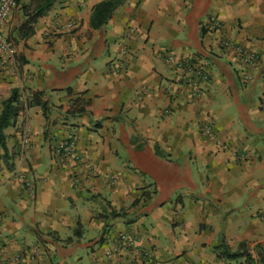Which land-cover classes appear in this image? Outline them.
Instances as JSON below:
<instances>
[{"label": "crops", "instance_id": "1", "mask_svg": "<svg viewBox=\"0 0 264 264\" xmlns=\"http://www.w3.org/2000/svg\"><path fill=\"white\" fill-rule=\"evenodd\" d=\"M29 1L4 27L21 66L0 52V114L13 89L49 108L5 129L0 264H246L216 247H264V0H127L99 29L101 0H58L21 39ZM64 137L81 159L53 155ZM124 232L139 252L117 248Z\"/></svg>", "mask_w": 264, "mask_h": 264}, {"label": "trees", "instance_id": "2", "mask_svg": "<svg viewBox=\"0 0 264 264\" xmlns=\"http://www.w3.org/2000/svg\"><path fill=\"white\" fill-rule=\"evenodd\" d=\"M57 1L58 0H30L25 4L23 6L25 19L16 29L19 38L27 39L32 36L35 33V24L37 21L45 16ZM126 1L127 0H101L98 2L92 11L90 19L91 27L99 29L105 26L113 16L114 11ZM26 62L27 60L23 59V63ZM16 63L18 68H20L21 64H19L17 57ZM44 94L43 91L26 93V91H22L21 89H13L11 95L3 101L0 114V145L3 148L5 157H14V155L9 153L5 129L13 126L19 116H25L28 110L34 106H41L45 115H47L49 107L47 99L44 98ZM216 249L219 258L227 260L243 259L246 264H264L263 246H257L256 250H253L247 244H242L238 250H232L227 243L222 242ZM237 264H242V262Z\"/></svg>", "mask_w": 264, "mask_h": 264}, {"label": "built area", "instance_id": "3", "mask_svg": "<svg viewBox=\"0 0 264 264\" xmlns=\"http://www.w3.org/2000/svg\"><path fill=\"white\" fill-rule=\"evenodd\" d=\"M20 0H0V52L6 55L9 59H11L14 63L16 62V51L14 44L5 36L4 27L9 18L10 14L13 10L18 6ZM208 24H210L212 29L219 30L222 26V22L217 15H211L208 20ZM70 27H75V22L71 21L69 23ZM222 44L229 48L233 47L237 54V57L242 61L243 65L246 67H255L260 60V56L256 51L249 49L247 46L243 44H234L231 41H223ZM169 62H175L177 59L175 56H168ZM190 74L197 76L201 74V71L191 65L188 69ZM243 81L250 82L253 79V74L249 70H244L241 74ZM193 84L196 86L198 82L195 80ZM213 126L208 124L204 127V133L207 135L212 134ZM30 145V137H29V127L25 128L21 137V149L22 152H26ZM53 155L60 157H75L81 159L80 155L77 153V145L73 138L64 137L57 140L53 146ZM260 219H264V211L260 214ZM138 236L133 235V233L124 232L119 237L120 246L117 245V248L127 249H135L138 251L137 241ZM116 248V249H117ZM139 252V251H138ZM142 254V253H141Z\"/></svg>", "mask_w": 264, "mask_h": 264}, {"label": "rangeland", "instance_id": "4", "mask_svg": "<svg viewBox=\"0 0 264 264\" xmlns=\"http://www.w3.org/2000/svg\"><path fill=\"white\" fill-rule=\"evenodd\" d=\"M25 127V126H24ZM24 127H22L23 129H24ZM24 131V130H23ZM55 144V143H54ZM19 158H22L21 156H19ZM25 158V157H24ZM22 160H24L23 158H22Z\"/></svg>", "mask_w": 264, "mask_h": 264}]
</instances>
